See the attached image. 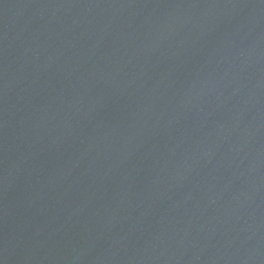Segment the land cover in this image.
<instances>
[{"label":"water","instance_id":"1","mask_svg":"<svg viewBox=\"0 0 264 264\" xmlns=\"http://www.w3.org/2000/svg\"><path fill=\"white\" fill-rule=\"evenodd\" d=\"M0 264H264V0H0Z\"/></svg>","mask_w":264,"mask_h":264}]
</instances>
